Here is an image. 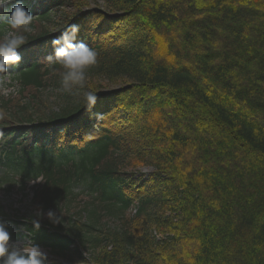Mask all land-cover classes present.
Returning <instances> with one entry per match:
<instances>
[{"label":"trees","instance_id":"trees-1","mask_svg":"<svg viewBox=\"0 0 264 264\" xmlns=\"http://www.w3.org/2000/svg\"><path fill=\"white\" fill-rule=\"evenodd\" d=\"M94 2L23 0L32 31L7 66L18 90L0 95V185L42 181V215L21 234L0 206L10 240L48 264H264V0ZM70 24L97 52L75 95L46 59Z\"/></svg>","mask_w":264,"mask_h":264},{"label":"clouds","instance_id":"clouds-1","mask_svg":"<svg viewBox=\"0 0 264 264\" xmlns=\"http://www.w3.org/2000/svg\"><path fill=\"white\" fill-rule=\"evenodd\" d=\"M12 0H0V11ZM33 15L23 5V0H17L7 19L9 31L0 40V73H6L8 65H18L21 56L18 49L26 43L23 33L32 31ZM79 26L68 25L51 40L53 53L46 59L55 61L62 69L63 90L75 95L74 88H83L87 80L88 69L97 62V52L82 41H77ZM96 94L86 91L83 94L85 106L90 108L95 104ZM42 182V181H36ZM37 215H42L38 212ZM47 217L53 223H59L60 217L53 211L47 212ZM35 227L39 228V222L35 221ZM10 234L5 222L0 221V264H47L48 254L38 245H9Z\"/></svg>","mask_w":264,"mask_h":264},{"label":"rangeland","instance_id":"rangeland-1","mask_svg":"<svg viewBox=\"0 0 264 264\" xmlns=\"http://www.w3.org/2000/svg\"><path fill=\"white\" fill-rule=\"evenodd\" d=\"M95 0H90L92 5H96ZM101 5V4H100ZM16 82H13L11 79V74L9 72L2 73L0 77V95H15L18 90ZM142 174L148 175L153 171V167L150 166H141L138 168ZM36 182H31L28 188L21 192L16 188L12 190H7V185H0V206L4 208V211L7 213V216L16 221H23L24 219L30 217V215H36L37 213L31 206V199L33 196L34 185ZM30 244L29 240L26 237H20L15 241L9 240L10 246L16 245H28ZM43 249L48 254L49 261H55V257L46 249ZM67 264V263H64Z\"/></svg>","mask_w":264,"mask_h":264}]
</instances>
